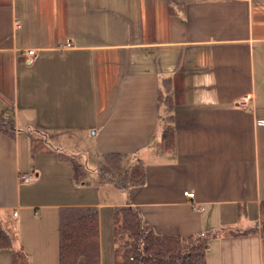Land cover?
<instances>
[{"label":"crops","instance_id":"obj_1","mask_svg":"<svg viewBox=\"0 0 264 264\" xmlns=\"http://www.w3.org/2000/svg\"><path fill=\"white\" fill-rule=\"evenodd\" d=\"M165 79L175 149L157 152ZM0 115L17 130L0 132V224L26 264H59L65 207L99 209L105 264L129 204L158 234L205 236L207 264H264V0H0ZM72 145L98 169L108 154L142 160L145 185L67 202ZM12 256L0 249V264Z\"/></svg>","mask_w":264,"mask_h":264},{"label":"trees","instance_id":"obj_2","mask_svg":"<svg viewBox=\"0 0 264 264\" xmlns=\"http://www.w3.org/2000/svg\"><path fill=\"white\" fill-rule=\"evenodd\" d=\"M160 116L163 119L162 139L157 152L175 149L173 126L174 97L170 79L162 81L159 91ZM13 117L0 115V132L14 138ZM79 162L74 164V179L83 182L88 173ZM103 180H112L124 189L142 187L146 183V167L142 160L130 162L127 155H104ZM264 238V202L261 204ZM59 264H101L100 220L97 207H65L59 217ZM116 264H207V238L203 235L182 237L161 235L145 219L142 210L131 204L114 211ZM0 249L13 252L12 264H26L24 255L13 249L11 235L0 224Z\"/></svg>","mask_w":264,"mask_h":264},{"label":"rangeland","instance_id":"obj_3","mask_svg":"<svg viewBox=\"0 0 264 264\" xmlns=\"http://www.w3.org/2000/svg\"><path fill=\"white\" fill-rule=\"evenodd\" d=\"M93 134V131L91 132ZM73 151L72 153L78 154L79 163L85 167L84 169L88 173L87 177L83 180V182L77 183L73 178L72 184L69 185L67 182H64L62 186V194L69 198L67 202H73L79 198V190L78 188L86 187V186H94L101 187L102 190V199L104 201H113L119 197V194L123 192H118V189L113 186V181L106 179L105 181L102 178L101 171L98 169L97 160L96 159H88L86 155L81 153V149L78 145H72ZM80 152V153H79ZM103 163V161H101ZM89 168V171L87 170ZM104 263L105 264H116L115 260V239H114V225L113 220L110 223V232L108 235L105 233L104 237Z\"/></svg>","mask_w":264,"mask_h":264},{"label":"built area","instance_id":"obj_4","mask_svg":"<svg viewBox=\"0 0 264 264\" xmlns=\"http://www.w3.org/2000/svg\"><path fill=\"white\" fill-rule=\"evenodd\" d=\"M71 46H72V43H70V42H68V43H66L64 45V47H71ZM35 54H36V51L33 50V49H31V50L26 51L25 56H26V58H27V60L29 62H32ZM22 180L24 182H27V183H32V182H34L36 180V175L34 173H32V174H26V175L22 176ZM184 195L189 200H193V201L195 200V193L192 192V191H186L184 193ZM194 208L195 209H200V207L197 206V205H195Z\"/></svg>","mask_w":264,"mask_h":264}]
</instances>
